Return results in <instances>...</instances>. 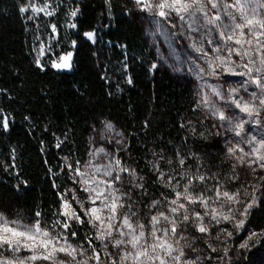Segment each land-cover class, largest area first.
I'll return each mask as SVG.
<instances>
[{"label": "rangeland", "instance_id": "1", "mask_svg": "<svg viewBox=\"0 0 264 264\" xmlns=\"http://www.w3.org/2000/svg\"><path fill=\"white\" fill-rule=\"evenodd\" d=\"M134 2L153 66L192 85L199 116L220 143L224 179L202 170L179 185L172 177L167 194L141 210L130 197L137 181L117 162L124 137L104 124L71 170L64 226L47 230L0 215V264H230L260 240L248 220L264 200V0ZM21 9L48 17L55 3L26 0ZM84 37L94 41L93 32ZM55 38L54 29L39 37L37 65L52 55ZM71 64L72 51L50 62L55 70ZM80 213L91 238L70 232Z\"/></svg>", "mask_w": 264, "mask_h": 264}, {"label": "trees", "instance_id": "2", "mask_svg": "<svg viewBox=\"0 0 264 264\" xmlns=\"http://www.w3.org/2000/svg\"><path fill=\"white\" fill-rule=\"evenodd\" d=\"M25 1L0 0V215L47 230L64 226L71 170L104 124L124 137L117 162L137 181L130 197L141 210L167 194L172 177L177 185L202 170L224 179L220 143L199 116L192 85L153 66L134 0H52L48 17L23 12ZM53 29V53L37 65L38 39ZM68 51L70 69L50 66ZM79 219L70 232L91 238ZM248 223L260 240L230 264H264V200Z\"/></svg>", "mask_w": 264, "mask_h": 264}]
</instances>
